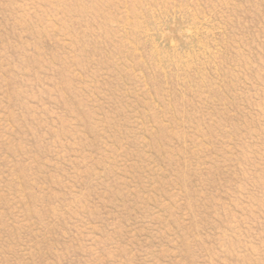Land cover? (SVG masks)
<instances>
[{"label": "rangeland", "instance_id": "1", "mask_svg": "<svg viewBox=\"0 0 264 264\" xmlns=\"http://www.w3.org/2000/svg\"><path fill=\"white\" fill-rule=\"evenodd\" d=\"M0 264H264V0H0Z\"/></svg>", "mask_w": 264, "mask_h": 264}]
</instances>
